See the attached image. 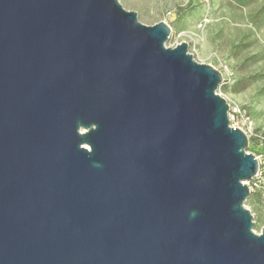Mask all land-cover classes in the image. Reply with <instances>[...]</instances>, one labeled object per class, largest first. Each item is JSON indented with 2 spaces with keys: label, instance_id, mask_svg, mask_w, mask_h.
<instances>
[{
  "label": "water",
  "instance_id": "obj_1",
  "mask_svg": "<svg viewBox=\"0 0 264 264\" xmlns=\"http://www.w3.org/2000/svg\"><path fill=\"white\" fill-rule=\"evenodd\" d=\"M120 0H0V264H264L224 74Z\"/></svg>",
  "mask_w": 264,
  "mask_h": 264
},
{
  "label": "rangeland",
  "instance_id": "obj_2",
  "mask_svg": "<svg viewBox=\"0 0 264 264\" xmlns=\"http://www.w3.org/2000/svg\"><path fill=\"white\" fill-rule=\"evenodd\" d=\"M125 9L138 13L139 21L153 26L166 21L168 11H174L173 35L167 42L175 47L183 42L180 32H196L188 40L189 52L198 62L213 65L224 74L225 84L218 92L230 104L243 108L253 106L256 130L264 133V0H120ZM178 12V13H177ZM168 19V18H167ZM239 50H235L236 46ZM248 110V109H247ZM248 151L262 154L263 146L250 142ZM256 199L246 202L256 222L255 231L264 227V176L249 183Z\"/></svg>",
  "mask_w": 264,
  "mask_h": 264
},
{
  "label": "built area",
  "instance_id": "obj_3",
  "mask_svg": "<svg viewBox=\"0 0 264 264\" xmlns=\"http://www.w3.org/2000/svg\"><path fill=\"white\" fill-rule=\"evenodd\" d=\"M174 14H175L174 11H169L167 12L166 17L172 18L174 17ZM194 36L195 34L192 32H188V33L184 32V33H180L178 37L182 39V41L187 42V39H192ZM229 120H230L232 127L240 128L244 130L250 139L251 138L256 139L263 146L262 154L258 156L255 155L256 158L259 160L260 171L254 180L263 178L264 176V133H260L256 130L253 119L249 115L248 111L241 106L230 104Z\"/></svg>",
  "mask_w": 264,
  "mask_h": 264
},
{
  "label": "trees",
  "instance_id": "obj_4",
  "mask_svg": "<svg viewBox=\"0 0 264 264\" xmlns=\"http://www.w3.org/2000/svg\"><path fill=\"white\" fill-rule=\"evenodd\" d=\"M169 12V11H168ZM178 13V12H177ZM262 13H264V8H263V10L261 11V13L260 14H262ZM240 46H242V44H240L239 46H236L235 48V50H239L240 49ZM223 90L225 91V92H231V90H230V87H229V85L228 84H225L223 87ZM247 111H248V113H249V115L251 116V118L252 117H255L256 118V112L255 111H253L254 110V108H253V106H248L247 108H245ZM257 140L256 139H250V142L251 143H253V142H256ZM256 199V196L253 194L251 197H250V201H254Z\"/></svg>",
  "mask_w": 264,
  "mask_h": 264
},
{
  "label": "crops",
  "instance_id": "obj_5",
  "mask_svg": "<svg viewBox=\"0 0 264 264\" xmlns=\"http://www.w3.org/2000/svg\"><path fill=\"white\" fill-rule=\"evenodd\" d=\"M176 15V14H175ZM175 19V16L174 17H172V18H166V20H167V22L170 24V26L172 27V29H173V32H174V28H173V26H172V21ZM190 32H192V31H190ZM180 33H184V32H180ZM192 33H194L195 34V36L192 38V39H187V41L188 40H190V41H194L195 40V38L196 37H198V34L196 33V32H192Z\"/></svg>",
  "mask_w": 264,
  "mask_h": 264
}]
</instances>
